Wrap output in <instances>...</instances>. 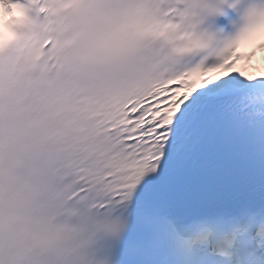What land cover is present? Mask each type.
I'll return each instance as SVG.
<instances>
[{
	"label": "snow or ice",
	"instance_id": "snow-or-ice-1",
	"mask_svg": "<svg viewBox=\"0 0 264 264\" xmlns=\"http://www.w3.org/2000/svg\"><path fill=\"white\" fill-rule=\"evenodd\" d=\"M257 50L264 0H0V264H264Z\"/></svg>",
	"mask_w": 264,
	"mask_h": 264
},
{
	"label": "bare ground",
	"instance_id": "bare-ground-1",
	"mask_svg": "<svg viewBox=\"0 0 264 264\" xmlns=\"http://www.w3.org/2000/svg\"><path fill=\"white\" fill-rule=\"evenodd\" d=\"M262 62H264V55H260V58H259L258 64H259V63H262Z\"/></svg>",
	"mask_w": 264,
	"mask_h": 264
}]
</instances>
